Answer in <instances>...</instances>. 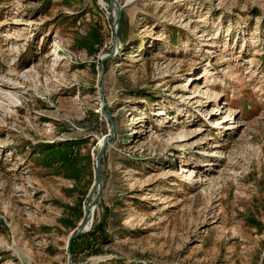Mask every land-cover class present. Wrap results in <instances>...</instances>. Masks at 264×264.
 <instances>
[{
  "label": "rangeland",
  "instance_id": "1",
  "mask_svg": "<svg viewBox=\"0 0 264 264\" xmlns=\"http://www.w3.org/2000/svg\"><path fill=\"white\" fill-rule=\"evenodd\" d=\"M110 3L0 0V264H264V0H137L114 49Z\"/></svg>",
  "mask_w": 264,
  "mask_h": 264
},
{
  "label": "trees",
  "instance_id": "2",
  "mask_svg": "<svg viewBox=\"0 0 264 264\" xmlns=\"http://www.w3.org/2000/svg\"><path fill=\"white\" fill-rule=\"evenodd\" d=\"M123 27L122 15L120 17V32ZM88 39L84 38L77 41L78 45L85 48L91 54H95L96 50L93 48V44H87ZM91 50V51H90ZM81 139H70L58 143L42 144L38 154V160L46 168H55L58 174L62 176L77 180L81 174L84 173L86 165L83 164L84 157L79 152ZM95 236V229L89 234H84L71 243V252L74 253L77 246V239L85 238V240L92 241Z\"/></svg>",
  "mask_w": 264,
  "mask_h": 264
},
{
  "label": "water",
  "instance_id": "3",
  "mask_svg": "<svg viewBox=\"0 0 264 264\" xmlns=\"http://www.w3.org/2000/svg\"><path fill=\"white\" fill-rule=\"evenodd\" d=\"M110 1H111L110 8H112V10L115 13L114 24H113L114 34H115L114 40H113V49H114V44L116 42L117 32H118L119 24H120V12L132 6L137 0H128L126 4L122 7H120L115 0H110ZM113 49L111 51V54L100 57V64H99L100 73L102 72L101 68H102L103 61L113 55V51H114ZM103 106H104L103 98H100L101 113L108 120L110 130H109V135L106 138L102 139V142L99 144V150L95 158L94 182H93L91 193L94 192V190H96V196L93 199L92 198L88 199V202L86 203L85 208H84V215H83V219L81 223L79 224L78 228H76V230L68 238L67 246H66V250L68 253L70 252L72 241L76 239L77 237L83 234H86L91 229L93 220H94V212H95L96 205H97L100 191H101L102 183H101V176H100V163H101V159H102V156L104 154V151H105V148L108 142H110L114 136V122L110 119V117L106 113H104V111L102 110ZM88 223H90V226L87 228ZM68 264H72V258L70 254H69Z\"/></svg>",
  "mask_w": 264,
  "mask_h": 264
},
{
  "label": "bare ground",
  "instance_id": "4",
  "mask_svg": "<svg viewBox=\"0 0 264 264\" xmlns=\"http://www.w3.org/2000/svg\"><path fill=\"white\" fill-rule=\"evenodd\" d=\"M101 142H102V141H101ZM101 142H100V143H101ZM89 226H90V223H88L87 228H88Z\"/></svg>",
  "mask_w": 264,
  "mask_h": 264
}]
</instances>
